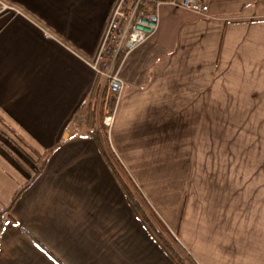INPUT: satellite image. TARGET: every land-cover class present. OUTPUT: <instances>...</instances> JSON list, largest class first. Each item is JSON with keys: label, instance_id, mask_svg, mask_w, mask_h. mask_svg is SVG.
Here are the masks:
<instances>
[{"label": "crops", "instance_id": "crops-1", "mask_svg": "<svg viewBox=\"0 0 264 264\" xmlns=\"http://www.w3.org/2000/svg\"><path fill=\"white\" fill-rule=\"evenodd\" d=\"M203 1L208 16L163 4L125 56L109 141L197 264H264V0ZM114 2L0 0V209L46 161L0 264H175L72 128Z\"/></svg>", "mask_w": 264, "mask_h": 264}, {"label": "built area", "instance_id": "built-area-1", "mask_svg": "<svg viewBox=\"0 0 264 264\" xmlns=\"http://www.w3.org/2000/svg\"><path fill=\"white\" fill-rule=\"evenodd\" d=\"M180 6L198 15L208 16L209 6L203 0H115L110 18L104 28L100 44L92 61L98 75L107 83L103 108V124L111 129L124 92V83L114 67L117 57H124L134 48L151 39L159 28V9L165 4ZM3 6L2 11H9ZM82 109L72 126L84 124Z\"/></svg>", "mask_w": 264, "mask_h": 264}, {"label": "trees", "instance_id": "trees-1", "mask_svg": "<svg viewBox=\"0 0 264 264\" xmlns=\"http://www.w3.org/2000/svg\"><path fill=\"white\" fill-rule=\"evenodd\" d=\"M7 13L8 12H5L3 14ZM124 58L125 57L122 54L117 57L114 72L118 71ZM106 94L107 87L102 84L100 79H98L88 101L82 106V109L85 110L86 114L82 129L78 131L72 126L74 133L77 132L82 136L90 137L96 142L107 165L120 185L129 206L142 222L150 236L161 247L166 255L175 264H197L194 258L179 241L178 237L170 230L156 210L148 202L141 189L134 182L125 166L113 151L109 141V129L102 122ZM45 164L46 161L40 164L38 173L16 191L9 204L2 206L0 209V242L6 220L11 218V212L14 206L25 191L29 189L33 181L42 173Z\"/></svg>", "mask_w": 264, "mask_h": 264}, {"label": "rangeland", "instance_id": "rangeland-1", "mask_svg": "<svg viewBox=\"0 0 264 264\" xmlns=\"http://www.w3.org/2000/svg\"><path fill=\"white\" fill-rule=\"evenodd\" d=\"M99 79H100V81L102 82V81L104 80V77H103V76H100V77H99ZM103 85H105V86H106V85H107V83H106V82H104V84H103Z\"/></svg>", "mask_w": 264, "mask_h": 264}]
</instances>
